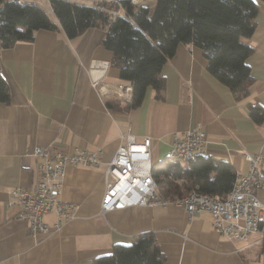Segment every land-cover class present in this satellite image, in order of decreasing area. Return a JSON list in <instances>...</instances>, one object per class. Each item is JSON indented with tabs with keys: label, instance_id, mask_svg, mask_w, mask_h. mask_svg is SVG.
I'll return each instance as SVG.
<instances>
[{
	"label": "crops",
	"instance_id": "crops-1",
	"mask_svg": "<svg viewBox=\"0 0 264 264\" xmlns=\"http://www.w3.org/2000/svg\"><path fill=\"white\" fill-rule=\"evenodd\" d=\"M257 3L255 28L243 38L253 48L247 57L253 83L239 101L189 43L179 42L161 68L163 97L147 87L141 104L128 109L131 90L123 97L114 92L117 83L127 82L110 64L112 51L102 44L101 26L72 38L62 29L39 28L32 40L0 48V74L10 93L8 103L0 102V264H92L114 243L129 244L143 232L154 234L165 255L162 264H264L260 234L247 241L226 238L212 228L208 210L189 218L177 204L100 208L106 161L120 132L150 137V164L168 156L174 132L197 122L206 131L205 156L226 160L234 171L248 169L244 152L264 151V120L256 123L248 114V104L264 106V2ZM96 61L108 65L101 70ZM35 145L98 150L101 162L66 166L61 197L78 204L76 214L56 226L55 214L48 212V231L33 234L17 217L19 206L10 204L9 190L33 187L39 178V158L31 153ZM256 193L264 209V189Z\"/></svg>",
	"mask_w": 264,
	"mask_h": 264
},
{
	"label": "trees",
	"instance_id": "trees-1",
	"mask_svg": "<svg viewBox=\"0 0 264 264\" xmlns=\"http://www.w3.org/2000/svg\"><path fill=\"white\" fill-rule=\"evenodd\" d=\"M48 2L51 13L37 2L0 0V48L32 40L39 28L62 29L72 38L101 26L102 44L112 51L110 64L131 86L127 109L141 104L147 87L155 90L157 98L163 97L161 68L179 42L202 51L209 73L229 87L235 100L250 93L253 77L247 57L253 48L243 38L255 28L257 0H154L152 5L130 0ZM9 100L8 84L0 74V102ZM248 114L261 123L264 106L248 104ZM151 171L158 192L170 198L192 189L224 198L234 182L230 163L199 154L182 161L167 156L151 164ZM164 259L154 234L143 232L129 244L114 243L111 252L94 257L92 264H162Z\"/></svg>",
	"mask_w": 264,
	"mask_h": 264
},
{
	"label": "built area",
	"instance_id": "built-area-1",
	"mask_svg": "<svg viewBox=\"0 0 264 264\" xmlns=\"http://www.w3.org/2000/svg\"><path fill=\"white\" fill-rule=\"evenodd\" d=\"M52 8H50V11ZM108 61H96L94 66L104 70ZM98 77L91 78V85L96 86ZM131 86L117 83L114 92L123 97L130 93ZM206 131L197 122L181 132H174L170 149L182 155H205ZM150 137L136 139L130 131L119 133V143L111 158L106 161L104 176L105 189L101 196L102 212L121 209L132 205L177 204L182 206L188 217L208 210L212 216V228L231 240L247 241L252 234H260L264 240V209L257 196V190L264 189V151L244 152L248 161L245 172L234 171L235 189L228 190L224 198L214 195L212 200L195 197L187 202H176L174 199L161 201L153 196L150 181L147 177V166L150 163ZM31 153L39 158L37 169L39 178L32 188L13 187L9 194L13 197L10 204H17V217L28 223L31 233H46L49 229L44 215L53 212L55 225L75 216L78 204L65 201L61 197L63 177L68 164L98 165L101 162L98 150L83 147L66 151L55 146L35 145Z\"/></svg>",
	"mask_w": 264,
	"mask_h": 264
},
{
	"label": "bare ground",
	"instance_id": "bare-ground-1",
	"mask_svg": "<svg viewBox=\"0 0 264 264\" xmlns=\"http://www.w3.org/2000/svg\"><path fill=\"white\" fill-rule=\"evenodd\" d=\"M168 157L172 158L174 160H181L182 161V160L190 159L191 155H183V158H182V155L180 153L173 152L172 150H169ZM147 177H148V180L150 181L153 196H156L161 201H169V200L174 199L176 202H187L189 199L195 197V189H192V190L188 191L187 193H185L181 196H176V195L174 197L172 196V198L163 196V194L161 195L157 190L158 186H157V183H156L154 176L152 175L150 163L147 166ZM30 188H32V187H30ZM234 189H235V180H234L233 185L231 187V190H234ZM199 199L212 200V199H214V195H209L206 193L199 192Z\"/></svg>",
	"mask_w": 264,
	"mask_h": 264
},
{
	"label": "rangeland",
	"instance_id": "rangeland-1",
	"mask_svg": "<svg viewBox=\"0 0 264 264\" xmlns=\"http://www.w3.org/2000/svg\"><path fill=\"white\" fill-rule=\"evenodd\" d=\"M24 1H28V2H37L39 5H41L47 12L51 13L50 8L49 7V3L48 0H24ZM74 1H82V2H93L96 0H74ZM133 3H143L146 5H152L154 0H130ZM168 155V154H167Z\"/></svg>",
	"mask_w": 264,
	"mask_h": 264
}]
</instances>
